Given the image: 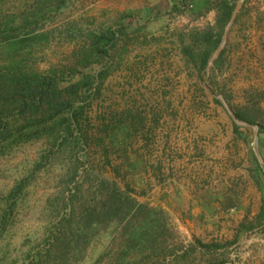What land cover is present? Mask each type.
<instances>
[{"label":"rangeland","instance_id":"1","mask_svg":"<svg viewBox=\"0 0 264 264\" xmlns=\"http://www.w3.org/2000/svg\"><path fill=\"white\" fill-rule=\"evenodd\" d=\"M230 1L236 6L238 0ZM246 1L240 24L228 29L219 68L208 63L199 73L181 52L191 43L188 35L204 29L191 0H0V18L15 19L17 27L0 42V67L63 71L65 83L81 73L109 71L91 96L82 132L70 143L52 147L38 140L0 155V264H41L59 223L73 209L79 213L97 203L103 182L138 204L161 208L178 255L195 240L220 247L191 250L179 264H264L261 192L249 173L260 168L253 128L235 135L218 99L233 113L246 106L264 113V30L261 15L247 16L257 0ZM23 16L28 22L21 25ZM108 28L118 33L114 49L85 65L89 37ZM126 113L137 116L136 131L125 123ZM256 147L263 160L264 134ZM181 181L215 195L199 206L201 214L192 215L191 205L182 211L175 198L172 212L155 203L157 187L170 190ZM96 220L83 237L57 245L65 255L57 264L118 263L124 223ZM172 259L166 262L176 264Z\"/></svg>","mask_w":264,"mask_h":264},{"label":"trees","instance_id":"2","mask_svg":"<svg viewBox=\"0 0 264 264\" xmlns=\"http://www.w3.org/2000/svg\"><path fill=\"white\" fill-rule=\"evenodd\" d=\"M234 8L235 2L220 0L217 4L215 24L201 31H193L188 35L191 43L182 44L183 56L199 73L206 70L212 54L219 47ZM27 22L28 17L23 16L20 24ZM16 29L15 19L0 18V42L9 40ZM117 37V31L109 28L89 37V48L85 49L83 54L84 64L101 62L107 58L110 50L115 47ZM223 54L222 50L213 60L212 70L219 68ZM63 74V71H50L45 74L26 71L18 64L0 67V155L10 147L38 140H46L52 147L63 142L70 143L76 138V134L82 132L87 119L85 111L91 104V96L99 93L109 71L102 68L94 75L81 73L78 81L68 83L63 81V76L61 77ZM215 101L219 104L218 100ZM259 114L263 115L262 119L257 118ZM126 115L128 117L125 123L129 121L132 129L136 131L133 122L137 116L131 113ZM234 115L242 122L257 126L258 136L264 134L262 121L264 113L260 107L246 106L234 111ZM232 127L235 135H239L240 129H247L235 123ZM249 173L261 192L262 205L258 218L262 221L264 176L262 170L256 166ZM99 196L98 202L92 207H83L79 213L73 209L72 214L59 223L56 227L57 232L49 242L45 259L38 260L41 264H57L64 260L65 255L57 252V245L61 244L64 248L69 245L64 243L65 239L72 242V239L76 241L83 237V233L90 229L92 224L99 223L96 217L116 219L119 224L124 223L122 228L124 241L117 264H168L171 261L166 262L167 257H172L174 263L179 264V259L186 258L189 252L196 248L205 251L220 249L219 245L204 244L195 240L194 244H190L181 255H178L179 248L171 246L168 242L169 228L165 212L161 208H149L136 203L114 183L103 182ZM136 253L143 255L139 261L131 262L129 259Z\"/></svg>","mask_w":264,"mask_h":264},{"label":"crops","instance_id":"3","mask_svg":"<svg viewBox=\"0 0 264 264\" xmlns=\"http://www.w3.org/2000/svg\"><path fill=\"white\" fill-rule=\"evenodd\" d=\"M193 4V12L195 14L196 18H199L201 21V24L204 25L202 28H207L210 26H213L216 21V17L218 14L217 11V4L220 0H191ZM230 1V0H226ZM168 4H174L178 5L181 3V0H167ZM258 5H254V9H252L251 13L249 10V14L247 15L251 20L255 19L254 14H259L261 22L259 24V27L261 30H264V0H257ZM248 3L243 5V7L238 11L237 17L235 18L233 22V26L236 27V25L240 24L242 18V14L246 13L248 11ZM242 22H244L242 20ZM248 26V25H247ZM241 27H238L240 29ZM253 32L256 31L255 28H252ZM236 33V32H234ZM249 47H247L248 49ZM159 192V195L157 199L155 200V203L161 206L162 208H165L166 211L172 212L174 202L177 203V205H180L181 210L183 211L184 208L191 205L193 208L191 210L192 215H198L201 214V207H199L202 203L208 202L214 200L215 195L213 193H204L201 190L198 189V186L195 183H189L181 181L178 184L174 185V188L168 190L163 189L161 190L160 186L156 188ZM173 193V196L171 197L169 194ZM175 198L174 202L173 199ZM172 199V202H171Z\"/></svg>","mask_w":264,"mask_h":264},{"label":"water","instance_id":"4","mask_svg":"<svg viewBox=\"0 0 264 264\" xmlns=\"http://www.w3.org/2000/svg\"><path fill=\"white\" fill-rule=\"evenodd\" d=\"M245 0H238L237 3H236V6L233 10V13L231 15V18L229 20V23L228 25L226 26L225 30H224V34H223V38H222V42L220 44V46L218 47V49L216 50L214 56L210 59L209 61V64L212 63V61L214 60V58L220 53L224 43H225V39H226V36H227V32H228V29L229 27L231 26V24L233 23L235 17H236V14L238 13L239 9L241 8V6L243 5ZM218 99L221 101L223 107L226 109L227 113L229 114L230 118L232 119V121L237 125V126H240V127H251L253 128V151H254V154L256 156V158L258 159L259 161V164H260V168L262 170V173H263V176H264V163H263V160L261 159L260 155L258 154V150H257V140H258V128L257 126H253V125H250L246 122H242L240 120H238L234 113L232 111H230V109L228 108V106L226 105V103L224 102V100L222 99V97H218Z\"/></svg>","mask_w":264,"mask_h":264}]
</instances>
